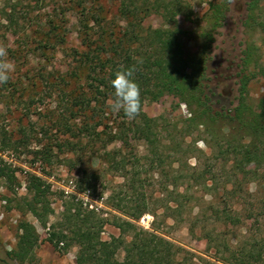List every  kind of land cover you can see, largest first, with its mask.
Instances as JSON below:
<instances>
[{"label":"trees","instance_id":"trees-1","mask_svg":"<svg viewBox=\"0 0 264 264\" xmlns=\"http://www.w3.org/2000/svg\"><path fill=\"white\" fill-rule=\"evenodd\" d=\"M242 1L241 26L246 41L235 74L237 103L232 108L221 109L216 108L218 100L212 88L213 78L217 77L212 54L215 35L225 25L234 0L207 3L204 24L197 26L193 53L183 43L188 31L178 26L179 17L191 21L194 15L192 6L184 0L72 1L74 9H80L77 15L86 47L77 60L79 70L85 71L86 85L72 99L84 120L72 135L78 144L83 139L104 141V147L107 143L120 142L117 148L102 152V161L107 172L117 174L123 184L120 194L111 193L107 198L108 205L119 213L111 220L102 218L70 195L63 203L58 220L47 228L46 242L55 250L65 252L76 247V264H182L179 259L181 248L161 232L159 215L150 206L153 194L145 190L147 176L158 183L163 219L182 220L184 213L188 211L189 215L194 208L196 190L213 191L216 177L212 174V163L227 172L220 196L221 206L211 208L213 228H203L206 241L211 244L221 237L217 225L224 229L238 228L244 217L257 215L264 218V95L255 104L250 102L248 95L250 82L264 79V62L261 60L264 0ZM109 2L116 3V14L124 23L117 29L106 19L104 6ZM152 15L163 21L160 28L143 24ZM12 20L9 15V21ZM90 22L93 23L91 27ZM255 35L260 44L254 41ZM57 38L59 44L65 43L63 36L55 34L48 40ZM131 66L136 68L134 78L141 89L142 104L148 98L174 96L186 106L189 116L166 129L157 120L142 119L141 113L135 120L127 119L122 112L113 113L107 106L113 93L110 80L117 70ZM110 123L116 124L114 133L106 130ZM101 126L104 128L98 131ZM67 129L72 131L70 126ZM165 139L168 144H164ZM137 140L150 149L149 156L139 157L133 151ZM198 142L210 152L205 162L197 156L204 154L197 147ZM0 144L12 145L1 132ZM13 144L17 146L19 142ZM37 153L42 157L50 154L49 151ZM178 154L179 159L176 158ZM190 158L196 159L195 165L188 163ZM0 179L11 190L20 185L16 168L1 156ZM25 183L26 211L46 227L53 214L49 202L50 185L35 174H27ZM252 183L256 186L254 193L248 191ZM255 196L258 197L256 200ZM238 200L249 206L243 213L235 206ZM145 214L153 218L149 230L137 224ZM106 224L115 227L118 236L103 240L101 233ZM193 224L190 227L192 234ZM39 243L36 228L21 220L16 244L6 255L15 264H30ZM214 247L212 264H264V232L259 236L252 234L243 245L219 242ZM120 252L123 253L121 260L117 258Z\"/></svg>","mask_w":264,"mask_h":264},{"label":"rangeland","instance_id":"rangeland-1","mask_svg":"<svg viewBox=\"0 0 264 264\" xmlns=\"http://www.w3.org/2000/svg\"><path fill=\"white\" fill-rule=\"evenodd\" d=\"M73 0H0V45L8 50V58L15 63V71L10 80L0 85V132L10 139L12 145L0 144V156L13 168L19 186L9 189L3 179H0V264H15L6 253L11 251L17 241L18 224L21 220L30 222L37 230L40 243L34 252V261L30 264H76V247L67 251L55 250L46 242L50 224L58 220L63 203L72 195L81 200L84 207L96 211L102 218L112 219L119 216L109 205L107 198L111 193L120 194L123 179L117 174L107 172L102 161V152L112 150L120 142L107 143L104 141L89 142L83 139L78 144L74 134L84 120L83 113L77 112L73 105V97L85 88V71L78 68L79 53L85 51L82 29L79 25L77 12ZM192 6L194 15L191 21H184L179 17L178 26L188 31L183 43L189 52H195L198 25L204 24L207 3L217 0H184ZM107 10L106 19L111 26H123V21L116 14V3L109 2L104 6ZM9 15L13 17L9 21ZM244 16L242 0H234L232 10L228 14L225 25L215 35L213 47V66L217 77L213 78L212 88L217 95L216 108H232L237 103V65L244 48L246 35L241 26ZM89 23V27L93 26ZM145 27L160 28L163 21L152 15L143 21ZM110 26V27H111ZM93 33V32H92ZM63 36L64 42L48 40L50 36ZM253 37L260 44L258 36ZM47 39V40H46ZM261 60L264 62V46L261 48ZM73 91L75 93H73ZM250 102L255 104L264 95V79L252 80L248 86ZM79 114V115H78ZM142 119L157 120L162 127L169 128L181 118L188 117L186 106L174 96L164 95L160 98L144 100L141 109ZM105 122V121H104ZM116 125V124H115ZM115 125H108L107 132L114 133ZM72 131H68V127ZM104 126L99 127L98 131ZM76 133V132H75ZM167 136L166 133H163ZM104 139L105 137L102 136ZM103 139V140H104ZM17 146L13 143H18ZM168 144V139L164 140ZM197 147L204 152L198 155L201 162L210 157V152L201 142ZM134 152L139 157L149 156L150 149L145 143L137 140ZM49 151L47 157L37 152ZM176 158H180V154ZM188 163L196 164L195 158ZM216 182L213 191L196 190L194 208L183 219H163V202L158 193V183L147 176L145 190L153 194L151 208L159 215L158 223L165 237L181 248L179 259L182 264H212L214 262L217 244L243 245L252 234L259 236L264 232V218L244 217L238 228H223L220 225L221 237L217 241L208 243L203 236V228H213L210 218L211 208L221 206L220 196L223 194L225 170L218 164L212 163ZM85 172V174H83ZM186 173V171H182ZM27 174H35L50 185L49 202L53 210L48 218L46 227L29 212L26 211L25 180ZM88 180L89 183H85ZM254 183L248 186V191L254 193ZM182 190V187L179 188ZM246 191V190H245ZM61 192L63 194H61ZM255 196V200H256ZM254 200V199H253ZM165 203V202H164ZM252 203V202H251ZM238 210L249 206L238 200L235 205ZM248 206V207H247ZM198 218L196 221L192 218ZM153 218L150 214L143 215L138 226L150 229ZM193 222L195 224H193ZM193 228V234L190 227ZM118 230L106 224L101 238L109 240L111 236H118ZM123 253L117 258L121 260ZM148 264H157L149 262Z\"/></svg>","mask_w":264,"mask_h":264},{"label":"clouds","instance_id":"clouds-1","mask_svg":"<svg viewBox=\"0 0 264 264\" xmlns=\"http://www.w3.org/2000/svg\"><path fill=\"white\" fill-rule=\"evenodd\" d=\"M15 71V63L8 58V50L0 45V85L7 83ZM135 66L120 68L110 80L113 89L108 100V108L115 114L123 113L129 120H135L141 113L142 97L139 84L135 80Z\"/></svg>","mask_w":264,"mask_h":264},{"label":"built area","instance_id":"built-area-1","mask_svg":"<svg viewBox=\"0 0 264 264\" xmlns=\"http://www.w3.org/2000/svg\"><path fill=\"white\" fill-rule=\"evenodd\" d=\"M92 209V207H90Z\"/></svg>","mask_w":264,"mask_h":264}]
</instances>
